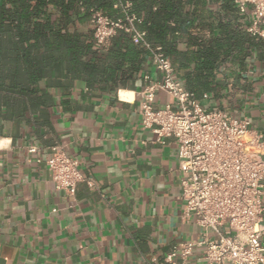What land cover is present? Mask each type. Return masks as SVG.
I'll use <instances>...</instances> for the list:
<instances>
[{
	"label": "crops",
	"instance_id": "1",
	"mask_svg": "<svg viewBox=\"0 0 264 264\" xmlns=\"http://www.w3.org/2000/svg\"><path fill=\"white\" fill-rule=\"evenodd\" d=\"M204 2L203 14L219 3ZM144 65L120 89L60 75L40 82L33 100L8 93L0 103V264H163L174 246L213 238L184 216L174 140L158 143L141 126L143 76L161 78L149 59ZM217 82L208 105L247 118L264 143V46L241 69L223 66ZM169 104L156 94L155 108ZM54 145L94 187L79 183L73 197L55 191L44 164ZM203 252L195 246L183 264H205Z\"/></svg>",
	"mask_w": 264,
	"mask_h": 264
},
{
	"label": "built area",
	"instance_id": "2",
	"mask_svg": "<svg viewBox=\"0 0 264 264\" xmlns=\"http://www.w3.org/2000/svg\"><path fill=\"white\" fill-rule=\"evenodd\" d=\"M239 15L247 22L246 32L264 39V0H233ZM122 17L111 20L98 12L90 18L95 45L106 48L118 31L148 54L159 81L144 75V87L137 92L141 126L151 131L156 142L172 138L176 144L181 199L184 216L193 217L198 226L213 233L210 240L174 246L163 264H183L195 246L203 245L205 264H264V143L250 129L247 118H236L218 106L207 108L175 79L168 57L160 47L151 46L140 20L130 13V0H115ZM166 93L172 104L154 107L156 94ZM36 152L35 147L28 148ZM41 160L37 159L36 163ZM55 191L73 197L76 186L86 183L79 162L60 145L49 149L44 160Z\"/></svg>",
	"mask_w": 264,
	"mask_h": 264
},
{
	"label": "trees",
	"instance_id": "3",
	"mask_svg": "<svg viewBox=\"0 0 264 264\" xmlns=\"http://www.w3.org/2000/svg\"><path fill=\"white\" fill-rule=\"evenodd\" d=\"M130 1L138 29L151 46L161 48L197 99L216 94L223 66L237 63L241 69L251 52L264 46V39L246 32L233 0H207L219 3L206 14L204 0ZM114 5L115 0H0V103L8 93L33 100L40 82L60 75L120 89L144 72L147 52L122 31L108 47L95 45L90 18L94 12L121 18ZM80 25L90 28L83 32Z\"/></svg>",
	"mask_w": 264,
	"mask_h": 264
},
{
	"label": "bare ground",
	"instance_id": "4",
	"mask_svg": "<svg viewBox=\"0 0 264 264\" xmlns=\"http://www.w3.org/2000/svg\"><path fill=\"white\" fill-rule=\"evenodd\" d=\"M119 97L125 100H130L132 97V93H129L127 91H120L119 92Z\"/></svg>",
	"mask_w": 264,
	"mask_h": 264
},
{
	"label": "rangeland",
	"instance_id": "5",
	"mask_svg": "<svg viewBox=\"0 0 264 264\" xmlns=\"http://www.w3.org/2000/svg\"><path fill=\"white\" fill-rule=\"evenodd\" d=\"M175 79L176 80H179V77L175 74ZM201 102V105L203 106V107H205V108H207V107H209V101L208 100H201L200 101Z\"/></svg>",
	"mask_w": 264,
	"mask_h": 264
}]
</instances>
